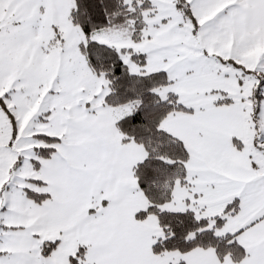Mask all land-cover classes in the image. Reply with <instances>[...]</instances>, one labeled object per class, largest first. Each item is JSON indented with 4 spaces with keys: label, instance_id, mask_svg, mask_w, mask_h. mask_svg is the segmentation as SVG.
<instances>
[{
    "label": "snow or ice",
    "instance_id": "6c2138e0",
    "mask_svg": "<svg viewBox=\"0 0 264 264\" xmlns=\"http://www.w3.org/2000/svg\"><path fill=\"white\" fill-rule=\"evenodd\" d=\"M0 264H264V0H0Z\"/></svg>",
    "mask_w": 264,
    "mask_h": 264
}]
</instances>
